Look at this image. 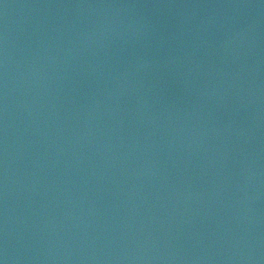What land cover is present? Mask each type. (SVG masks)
I'll list each match as a JSON object with an SVG mask.
<instances>
[{"label":"water","instance_id":"95a60500","mask_svg":"<svg viewBox=\"0 0 264 264\" xmlns=\"http://www.w3.org/2000/svg\"><path fill=\"white\" fill-rule=\"evenodd\" d=\"M0 264H264V0H0Z\"/></svg>","mask_w":264,"mask_h":264}]
</instances>
